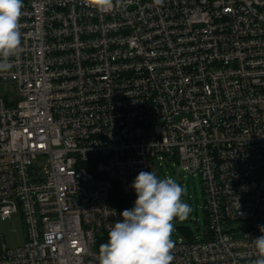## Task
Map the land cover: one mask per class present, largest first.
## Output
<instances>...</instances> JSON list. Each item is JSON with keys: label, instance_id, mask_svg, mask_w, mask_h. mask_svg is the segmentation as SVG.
<instances>
[{"label": "built area", "instance_id": "obj_1", "mask_svg": "<svg viewBox=\"0 0 264 264\" xmlns=\"http://www.w3.org/2000/svg\"><path fill=\"white\" fill-rule=\"evenodd\" d=\"M0 73V264H98L109 200L172 160L202 182L204 235L171 264H252L264 225V0H23ZM115 210L117 215H111Z\"/></svg>", "mask_w": 264, "mask_h": 264}, {"label": "clouds", "instance_id": "obj_2", "mask_svg": "<svg viewBox=\"0 0 264 264\" xmlns=\"http://www.w3.org/2000/svg\"><path fill=\"white\" fill-rule=\"evenodd\" d=\"M22 8L23 0H0V73L11 69V58L23 50ZM130 187L137 197L134 206L111 223L107 242L99 246L98 264H171L173 221L184 222L191 213L182 199L186 188L171 177L158 178L154 171H140ZM111 215H117L116 211ZM258 227L262 235L253 239L256 259L252 264H264V225Z\"/></svg>", "mask_w": 264, "mask_h": 264}, {"label": "rangeland", "instance_id": "obj_3", "mask_svg": "<svg viewBox=\"0 0 264 264\" xmlns=\"http://www.w3.org/2000/svg\"><path fill=\"white\" fill-rule=\"evenodd\" d=\"M15 94L16 88L12 82L2 81L0 83V96L6 95L8 98H13ZM151 171H154L158 178L171 177L186 188V193L182 199L190 205L191 213L188 219L184 222H180L178 219L173 221L174 231L172 239L176 240L178 237H183L178 228L182 226L187 227L193 236L200 239L204 234L206 224L204 222V213L202 211V182L199 176L195 173H189L182 170L177 171V164L172 162V160H161L160 164H155ZM136 198L135 193V200ZM0 232L2 233L7 246L15 247L21 245L23 242L24 226L20 215L13 214L10 220L0 221Z\"/></svg>", "mask_w": 264, "mask_h": 264}, {"label": "trees", "instance_id": "obj_4", "mask_svg": "<svg viewBox=\"0 0 264 264\" xmlns=\"http://www.w3.org/2000/svg\"><path fill=\"white\" fill-rule=\"evenodd\" d=\"M109 200H110V203L118 210L131 209L133 208L134 203H135V194H127V195L122 194L119 191V189L114 186L109 193ZM204 222L206 224V229L204 231L205 233L207 230V218H206L205 213H204ZM178 228H179V231L182 233L183 237L187 241L194 240L195 236H193V234L187 227L182 226ZM107 240H108V232H101L100 234H98L97 241L95 244V249L98 251L100 244L106 243Z\"/></svg>", "mask_w": 264, "mask_h": 264}]
</instances>
